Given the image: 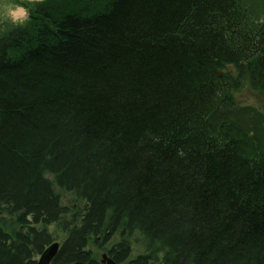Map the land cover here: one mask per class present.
Listing matches in <instances>:
<instances>
[{
    "label": "trees",
    "instance_id": "obj_1",
    "mask_svg": "<svg viewBox=\"0 0 264 264\" xmlns=\"http://www.w3.org/2000/svg\"><path fill=\"white\" fill-rule=\"evenodd\" d=\"M26 6L0 31V264L68 215L48 175L84 205L52 264H264V112L230 94L264 93V0Z\"/></svg>",
    "mask_w": 264,
    "mask_h": 264
},
{
    "label": "rangeland",
    "instance_id": "obj_2",
    "mask_svg": "<svg viewBox=\"0 0 264 264\" xmlns=\"http://www.w3.org/2000/svg\"><path fill=\"white\" fill-rule=\"evenodd\" d=\"M16 10H18V8H16L14 4H11L7 0H0V25L9 23L14 25L18 22L14 20L12 16V12H16ZM230 71L235 72V67H230L229 72ZM237 86L238 87H235L234 90L230 92L234 99L236 108L252 106L257 110L264 111V94L259 90L251 88V82L248 77ZM47 177L53 182L54 190L60 196L62 205L69 210L68 215L65 216L60 223L53 225L49 229L53 236V241L59 242L62 245L67 238V230L79 224V218L76 215L79 211L82 212L84 210V205L74 195L59 189L54 183L51 175H48ZM130 241L132 245L131 261H133L137 256L145 252L146 245L144 240L137 234L134 235ZM112 245L113 244L109 246L92 247V250L93 253L101 259L103 254H108Z\"/></svg>",
    "mask_w": 264,
    "mask_h": 264
},
{
    "label": "water",
    "instance_id": "obj_3",
    "mask_svg": "<svg viewBox=\"0 0 264 264\" xmlns=\"http://www.w3.org/2000/svg\"><path fill=\"white\" fill-rule=\"evenodd\" d=\"M60 250L58 243L52 244L41 256L38 264H51ZM102 264H117L112 258L107 255L102 256Z\"/></svg>",
    "mask_w": 264,
    "mask_h": 264
},
{
    "label": "bare ground",
    "instance_id": "obj_4",
    "mask_svg": "<svg viewBox=\"0 0 264 264\" xmlns=\"http://www.w3.org/2000/svg\"><path fill=\"white\" fill-rule=\"evenodd\" d=\"M12 16H13L14 20H21V19H23L25 17V12L22 9H20V10H18L16 12L15 11L12 12Z\"/></svg>",
    "mask_w": 264,
    "mask_h": 264
}]
</instances>
